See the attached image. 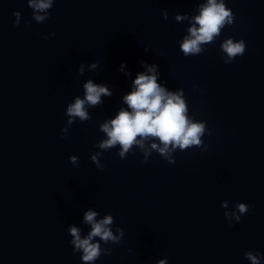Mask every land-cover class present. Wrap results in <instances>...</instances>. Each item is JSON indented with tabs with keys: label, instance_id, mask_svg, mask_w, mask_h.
I'll use <instances>...</instances> for the list:
<instances>
[{
	"label": "clouds",
	"instance_id": "obj_1",
	"mask_svg": "<svg viewBox=\"0 0 264 264\" xmlns=\"http://www.w3.org/2000/svg\"><path fill=\"white\" fill-rule=\"evenodd\" d=\"M55 0H27L28 6L33 10L32 19L37 23H43L50 18V9ZM14 23L20 24L21 13L16 11ZM165 20L168 12L162 11ZM176 22L188 21L186 35L180 41V51L185 57L200 55L205 50V45L214 43L221 35L225 26L234 23V14L226 6L225 0H202L198 3L196 14H176ZM51 35H55L52 33ZM44 39H48L45 36ZM224 54V63L228 64L238 56H243L246 44L243 39H224L220 45ZM148 51V49H145ZM145 71L137 73L132 81V90L123 96V103L127 106L121 107L114 118L107 119L99 125V130L104 137L98 141L95 147L102 151H108L119 146L117 155L124 159L133 151L139 149L145 162L153 152H157L169 164H175L173 153L177 150L184 151L192 147L207 150L202 137L208 132L206 122L195 120L189 115V107L184 96L183 89L175 91L158 83L160 73L158 65L146 64L141 61ZM90 71L97 69L96 63H91ZM85 66H79L78 73L83 75ZM121 71L126 76L131 73L125 71V64H121ZM83 98L76 96L74 102L69 103L66 108L67 124L61 130L67 135L69 128L77 118L81 122L91 119L88 109L100 106L104 103L102 97H110L111 90L105 84L94 83L88 79L83 84ZM100 152L91 154L90 159L98 169H102L99 156ZM70 163L78 165V157H69ZM221 206L225 209V219L231 223L239 222L241 216L249 210L246 203L237 202L232 209L228 201H222ZM99 213L89 208L83 214V223L90 226L86 235H81V228L75 224L68 226V234L71 236L70 244L73 252L81 253L82 264H95V261L103 255H110L111 249L104 248L103 244H119L124 236V230L116 227L112 230L114 217L105 214L98 219ZM98 238V239H97ZM245 258L250 264H262L261 254L252 250L245 251ZM158 264H167L166 259L158 261Z\"/></svg>",
	"mask_w": 264,
	"mask_h": 264
}]
</instances>
